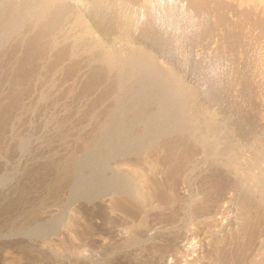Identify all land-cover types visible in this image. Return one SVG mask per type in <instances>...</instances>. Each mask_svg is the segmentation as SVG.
I'll use <instances>...</instances> for the list:
<instances>
[{"label": "rangeland", "instance_id": "obj_1", "mask_svg": "<svg viewBox=\"0 0 264 264\" xmlns=\"http://www.w3.org/2000/svg\"><path fill=\"white\" fill-rule=\"evenodd\" d=\"M35 1L0 0V264H264L252 68L100 49Z\"/></svg>", "mask_w": 264, "mask_h": 264}, {"label": "bare ground", "instance_id": "obj_2", "mask_svg": "<svg viewBox=\"0 0 264 264\" xmlns=\"http://www.w3.org/2000/svg\"><path fill=\"white\" fill-rule=\"evenodd\" d=\"M42 2H47L42 12L45 15L42 17L45 19L49 17V20L43 21L40 18L42 21L40 22L39 19V22H43V27L48 30L77 29L86 34L100 49H106L108 46L103 41L102 34L111 33L115 38L122 40L123 45L131 48L152 51L167 47L171 51L179 52L183 49H188V52L201 50L202 54L203 52L207 54L205 57L209 55V58L221 62L220 65L252 68L251 75L257 82L255 89L257 91L261 87V92L264 93V0H43ZM39 9L38 13H40ZM34 26L38 27L37 21ZM174 56H171V60L178 61ZM185 59L186 57L183 58ZM227 71L229 70L226 69ZM232 75L230 73V77ZM262 106L264 104L260 107Z\"/></svg>", "mask_w": 264, "mask_h": 264}]
</instances>
